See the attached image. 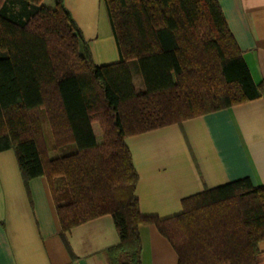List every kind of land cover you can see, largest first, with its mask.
<instances>
[{"label":"trees","instance_id":"obj_1","mask_svg":"<svg viewBox=\"0 0 264 264\" xmlns=\"http://www.w3.org/2000/svg\"><path fill=\"white\" fill-rule=\"evenodd\" d=\"M43 1L0 0V152H14L25 182L47 180L61 230L109 215L119 236L109 264H140L141 225L157 229L177 264H256L264 185L241 178L182 200L173 218L143 217L124 143L261 97L217 0H103L120 61L102 67L62 1ZM39 110L53 149L74 153L48 157Z\"/></svg>","mask_w":264,"mask_h":264},{"label":"crops","instance_id":"obj_2","mask_svg":"<svg viewBox=\"0 0 264 264\" xmlns=\"http://www.w3.org/2000/svg\"><path fill=\"white\" fill-rule=\"evenodd\" d=\"M61 1L93 64L119 63L103 0ZM217 2L262 95L124 140L137 175L134 196L143 217L173 218L182 213V200L241 178L254 187L264 185V0ZM53 4L45 0L47 7ZM68 146L66 154L74 153L75 147ZM138 234L140 264H177L171 245L154 226L141 225ZM118 244L109 215L63 232L47 180L25 182L14 152H0V264H109L107 250ZM257 250L256 264H264V240Z\"/></svg>","mask_w":264,"mask_h":264},{"label":"rangeland","instance_id":"obj_3","mask_svg":"<svg viewBox=\"0 0 264 264\" xmlns=\"http://www.w3.org/2000/svg\"><path fill=\"white\" fill-rule=\"evenodd\" d=\"M43 4L45 5V0L42 2V5ZM133 66H134V69H133V67H130L133 88L136 92H141L144 90L143 83L141 81V77H140V74L137 70L136 64L134 63ZM38 117L40 120L41 129H42L43 142H44V145L48 151V157L50 159H54V158H59L63 155H67L66 151L70 148V146H68V147L66 146L64 149L62 148V149L54 150L53 149V140H52V137L50 134L49 126H48V123L46 121L44 112L39 110L38 111ZM93 126L95 128L96 133H97V140L99 142H101V133L98 129V126L96 124H94ZM53 184H54L55 190L57 192H59V190L62 188V185H63L62 182L58 179L54 180Z\"/></svg>","mask_w":264,"mask_h":264}]
</instances>
